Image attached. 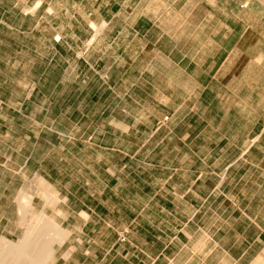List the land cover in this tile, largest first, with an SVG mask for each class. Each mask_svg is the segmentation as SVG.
Returning a JSON list of instances; mask_svg holds the SVG:
<instances>
[{"label":"crops","instance_id":"1","mask_svg":"<svg viewBox=\"0 0 264 264\" xmlns=\"http://www.w3.org/2000/svg\"><path fill=\"white\" fill-rule=\"evenodd\" d=\"M76 4L115 21L110 69L129 73L112 92L100 77L97 110L84 77L82 109L52 121L50 132L71 136L54 145L52 168L65 174L67 237L35 260L264 264V0H0V52L41 53L43 36L57 50L76 35L57 27L60 6ZM16 56L0 67V243L24 229L26 200L47 183L44 100L58 110L76 96L56 83L43 97L41 63Z\"/></svg>","mask_w":264,"mask_h":264},{"label":"rangeland","instance_id":"2","mask_svg":"<svg viewBox=\"0 0 264 264\" xmlns=\"http://www.w3.org/2000/svg\"><path fill=\"white\" fill-rule=\"evenodd\" d=\"M98 7V5L88 6L77 4L60 6L61 14L57 21V27L64 29L66 33L74 32L76 35L75 37L60 36V42L58 43L59 47L57 50L50 49L51 43L49 39L43 36L44 47L41 53L29 51L27 53L17 55L15 51L0 52L1 68L5 66L10 60H12L10 58L11 56L16 55L17 56L13 59L25 60L26 62L31 61L32 64L41 63L43 76V97L46 96V98H51L54 96L52 93L55 92L54 85L56 83H59L60 95L62 93L66 94V96L67 94H70V89L67 90V86L72 87L73 90L75 89L76 93L75 100L73 101H70V97L66 98L65 95L64 97L62 96V99H60L58 103H55L58 106V110L54 109V104L51 108L50 102L46 101V103L44 100V115L42 118L44 132L42 145L44 157V176L47 178V183H44L43 185L42 197L39 196L36 198V200L33 197H28L26 200L27 207L25 227L20 232L19 230H12L10 237L7 239L10 243L12 242L14 244H19L18 242L20 240L31 241L38 238L40 234H42L41 241L43 247L46 246L47 242L53 239L52 241L54 242H51L50 245H48L50 252L53 253L57 251L59 246L57 243L66 239L67 231L65 228H60L59 225L63 223L67 224V206L65 203L67 185L64 178L65 174L56 175L52 172V168L54 166L53 164L56 160L54 159L53 155V151L56 147H53L54 145L58 146L59 143H64L66 141L70 142L71 136L69 134L67 136L65 131L60 134L50 132L49 129H51V123L55 119L66 120V118L61 117V113H65L72 107L76 111H80L82 109L84 97L80 95V93L83 89L82 81L84 80V77L89 76L92 80L91 94L93 95L90 105L92 109L97 110L99 102L95 96H97L99 92L98 89L100 82H103L100 81V77L104 78L107 75L109 78H111V81H108L106 87L108 89L107 92H112L114 90V80L121 79V77L126 79L128 76V70H114V68L110 69L114 63L113 61L116 55L114 47L120 43L117 33L118 28L115 26V21L106 22L107 24H105L104 21L99 19ZM79 8L82 9L87 17L75 13V10L77 11ZM67 9L70 10L69 14L66 12ZM74 14L77 19L76 21L71 19ZM90 16L92 17L91 20L88 19ZM90 23H93L95 26L89 27ZM45 25H47L46 21L43 22V26ZM2 26V21H0V27L2 28ZM47 33H50V31H48V27ZM6 36V32L0 33V39L5 40ZM126 39L130 40V38ZM31 46L30 48L34 49ZM111 46L113 48H110ZM72 49H74V51ZM104 56L107 58L106 60L103 59ZM51 75L53 76L54 80L50 79ZM72 76L76 78L74 80L75 83L73 84L70 81ZM57 111H59V117L55 118L54 115L57 113ZM51 114H53V116H51ZM80 118L81 117L76 115L73 121L77 122ZM65 120L63 121L64 126H66ZM88 137L89 134L83 133V131H76L72 140L87 141ZM63 167L65 170V164ZM31 175L32 174L28 175L29 178ZM28 184L34 187L33 179L28 181ZM57 192L62 196L52 198L50 197L49 193ZM32 230H36L37 233L33 232V234L30 235ZM56 232L62 233L63 236L57 237L55 235ZM126 236L127 232L123 234L122 241L127 240ZM3 251L4 249L0 247V252ZM12 257L15 258L14 256ZM48 263L49 261H44V264Z\"/></svg>","mask_w":264,"mask_h":264},{"label":"bare ground","instance_id":"3","mask_svg":"<svg viewBox=\"0 0 264 264\" xmlns=\"http://www.w3.org/2000/svg\"><path fill=\"white\" fill-rule=\"evenodd\" d=\"M33 232L35 233L36 230H32L30 235H32ZM55 235L57 237L63 236V234L60 232H56ZM41 237L42 234H40V236L36 239H33L31 241L26 240L25 242L23 241L19 244H14L12 242L10 243L4 239L1 240L0 247L3 248L4 251L0 252V264H44L46 258L44 259V261H38L35 260V255L39 253L44 254V256L51 255L48 245L53 242V239L47 242L46 246L43 247ZM12 256H14L15 258H13Z\"/></svg>","mask_w":264,"mask_h":264}]
</instances>
